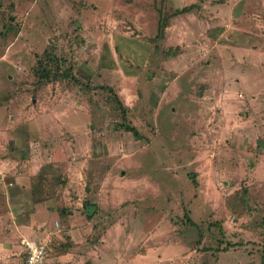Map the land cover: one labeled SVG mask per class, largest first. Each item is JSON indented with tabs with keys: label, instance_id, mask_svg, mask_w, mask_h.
<instances>
[{
	"label": "rangeland",
	"instance_id": "rangeland-1",
	"mask_svg": "<svg viewBox=\"0 0 264 264\" xmlns=\"http://www.w3.org/2000/svg\"><path fill=\"white\" fill-rule=\"evenodd\" d=\"M24 240L264 264V0H0V264Z\"/></svg>",
	"mask_w": 264,
	"mask_h": 264
},
{
	"label": "built area",
	"instance_id": "built-area-1",
	"mask_svg": "<svg viewBox=\"0 0 264 264\" xmlns=\"http://www.w3.org/2000/svg\"><path fill=\"white\" fill-rule=\"evenodd\" d=\"M24 247V253L26 257L24 258L23 264H44L47 258V245L42 243H36L28 240L22 242Z\"/></svg>",
	"mask_w": 264,
	"mask_h": 264
},
{
	"label": "trees",
	"instance_id": "trees-1",
	"mask_svg": "<svg viewBox=\"0 0 264 264\" xmlns=\"http://www.w3.org/2000/svg\"><path fill=\"white\" fill-rule=\"evenodd\" d=\"M165 24H166V22L163 23V25H161V27H160L161 33L164 32ZM37 73H38L39 78L41 79V81L51 80V79H54V78L55 79H58V77H60V74H58V72H54V75L55 76H52L51 77V74L50 73H47V70L45 71V74L42 73V72H41V74H40V72H37ZM62 76H64V74H62ZM120 106L122 107V104H120ZM125 113L126 112L124 110V114ZM126 130L127 131H130V132H133V134L135 135V137L140 138V134H139V132L137 131L136 128H134V127H132V126L129 125V126H126ZM192 179H193V181L195 183H197L196 175L192 176ZM84 208L86 209V212L88 213V219L89 220H92L93 217H94V215H95V213H96V210H97L96 206L94 204L86 203L85 206H84ZM23 257L24 258L26 257V254L25 253H24Z\"/></svg>",
	"mask_w": 264,
	"mask_h": 264
},
{
	"label": "crops",
	"instance_id": "crops-1",
	"mask_svg": "<svg viewBox=\"0 0 264 264\" xmlns=\"http://www.w3.org/2000/svg\"><path fill=\"white\" fill-rule=\"evenodd\" d=\"M47 117H49V118H50V116H47ZM50 120H53V119H50ZM37 242H38V241H37ZM37 242H36V243H37ZM24 251H25V250H24Z\"/></svg>",
	"mask_w": 264,
	"mask_h": 264
}]
</instances>
